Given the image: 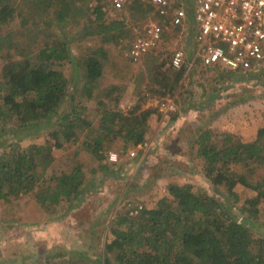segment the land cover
Masks as SVG:
<instances>
[{"label":"trees","instance_id":"trees-1","mask_svg":"<svg viewBox=\"0 0 264 264\" xmlns=\"http://www.w3.org/2000/svg\"><path fill=\"white\" fill-rule=\"evenodd\" d=\"M90 1L0 0V29L17 18V28H20L19 43L13 42L19 46L8 58L3 69L4 79L0 81V137L13 131L22 134L30 128L49 125L55 117L58 119L52 126L53 144L49 140L50 144L32 143L23 147L16 142L9 143V149H2L0 201L9 203L30 194L45 215L55 212L61 217L66 215L71 203L80 199L94 182L85 181L81 164L70 172H52L49 177L37 172L46 169L53 159L52 145L64 147L66 136H73L72 142H77L75 128L90 129L91 120L97 119V126L88 131L89 137L81 144L90 154L99 153V159L109 147L108 142L115 138H122L124 147L144 142L148 130L146 121L155 109L136 112L139 107L136 106L127 112L120 110L117 100L122 94L112 95L123 89L116 84L105 89L99 86L108 58L102 45L78 44L73 51L71 44L93 36L102 42L123 38L128 50L134 37L129 21L141 25L155 10L154 5L149 0H131L127 12L119 19L108 16L100 6L89 7ZM185 6L191 17V0ZM79 14L86 18L80 30L72 27L66 30V24ZM7 39L0 37V42ZM127 50L128 62H134ZM66 64L72 66L71 77L57 69ZM155 68L153 80L171 94L187 72L185 66L175 69L170 81L166 70L160 65ZM254 76L263 77L264 71ZM70 81H75V91H80L78 96L70 90ZM218 94L214 92L208 98L212 101ZM110 95L111 105L104 101ZM96 98L97 108L86 110V100ZM65 99L69 104L62 111ZM175 116L174 113L170 123ZM258 129L253 142L239 138L234 141V136L227 135L217 143L211 140L210 129L201 131L195 138L196 155L204 162V176L221 198L202 189L195 191L190 183H170L168 195L158 199L157 204L140 210L130 207L111 220L110 239L106 238L100 264H264V239L253 238L248 222L236 218L233 211V205L240 198L235 190L237 184L256 191L255 197L245 199L250 214L260 201L264 202V176L254 179L257 167L264 168V127ZM94 133L99 134L92 138ZM0 145L4 147L3 143ZM245 161L254 163L255 167L245 168ZM237 165H242L244 171H236ZM108 171L105 165L102 175H108ZM69 264L84 263L70 261Z\"/></svg>","mask_w":264,"mask_h":264},{"label":"rangeland","instance_id":"rangeland-1","mask_svg":"<svg viewBox=\"0 0 264 264\" xmlns=\"http://www.w3.org/2000/svg\"><path fill=\"white\" fill-rule=\"evenodd\" d=\"M84 16L79 14L77 19L67 23L66 30L72 27V30L79 31L86 19ZM188 18L185 17L176 31L168 32L156 53L150 52L151 56L131 63L125 56L127 48L126 39L123 38L102 42L99 37L93 36L71 44L73 51L77 50L78 44L102 45L108 58L99 86L105 89L116 84L123 89L122 92L114 91L112 95L122 94L117 100L120 110L127 112L139 106L136 112L142 109H155V112L147 118L148 130L143 143L124 147L123 139L115 138L108 142L109 147L103 151L102 159L97 156L99 153L93 155L85 151L81 144L86 140L88 131L95 130L97 119L91 120L90 129H81V126L75 128L79 137L77 142H72L73 136H64L68 140L64 147L55 148L52 145L53 159L46 169L39 170L37 174L49 177L52 172H70L81 164L85 181L88 183L92 180L94 184L80 199L71 203V210L62 217L56 212L51 216L45 215L30 194L12 199L9 203L0 201V264H69L70 261L100 264L104 243L106 238L110 239L108 226L111 220L130 207L140 210L157 204L158 199L168 195L170 183H190L195 191L202 189L217 199L221 198L204 176V162L196 155L195 138L201 131L210 129L213 135L211 140L217 143L227 135L234 136V141L239 138L253 142L258 128L264 127V76L246 75L239 79V74L231 73L226 68H203L198 65L183 75L172 94L164 92L168 90L153 80L157 73L155 67L160 65L166 70L171 81L175 69L170 68L169 58L174 49L184 47L185 57L190 59L192 43L187 42V39L191 41L187 35ZM18 22L17 18L0 29V37H8L0 42V81L4 79L3 69L8 58L15 54L19 46L13 44L19 43ZM57 69L71 77V64L57 66ZM74 82L70 81L73 92L76 89ZM214 92L219 94L210 101L208 97ZM79 93L75 91L76 96ZM112 97L105 98V103L111 105ZM97 101V98L86 100V110L96 109ZM169 102H172L174 109L168 111L167 118L164 116L167 123L162 127V104ZM64 103L62 111L66 110L69 101L65 99ZM174 113L175 120L170 123ZM57 122L55 117L49 125L33 127L22 134L13 131L6 137L1 136L0 144L3 143L4 147L0 148V153L3 148L9 149V143L18 142L26 147L32 143L50 144V140L53 144L52 126ZM97 134L94 133L92 138ZM109 151L117 153L116 163L109 161ZM132 151L134 154H131ZM244 164L245 168L247 165L255 167L249 161ZM105 165L109 167L108 175H102ZM234 169L244 171L242 165ZM262 176L264 168L257 167L254 179ZM235 190L240 196L237 204L233 205L236 218L248 222L253 238L264 239V202L260 201L250 214L245 199L255 197L256 191L240 184L235 186Z\"/></svg>","mask_w":264,"mask_h":264},{"label":"built area","instance_id":"built-area-1","mask_svg":"<svg viewBox=\"0 0 264 264\" xmlns=\"http://www.w3.org/2000/svg\"><path fill=\"white\" fill-rule=\"evenodd\" d=\"M130 1L91 0L89 7L100 6L108 16L122 19ZM149 1L154 5V13L141 25L130 26L134 37L127 54L133 61L150 52L156 53L168 32L180 28L188 14L185 6L187 0ZM191 1L194 48H191L190 59H186L182 47L174 49L169 60L172 68L185 66L188 71L196 64L204 67L219 66L245 76L264 70V0ZM162 106L160 125L165 127L167 113L174 109V105L169 102ZM107 156L111 162L118 161L114 151H109Z\"/></svg>","mask_w":264,"mask_h":264},{"label":"crops","instance_id":"crops-1","mask_svg":"<svg viewBox=\"0 0 264 264\" xmlns=\"http://www.w3.org/2000/svg\"><path fill=\"white\" fill-rule=\"evenodd\" d=\"M192 2V1H191ZM127 10V9H126ZM127 12V11H126ZM126 12H124V13H126ZM153 13H154V11H153ZM151 15V14H150ZM149 15V16H150ZM190 14H187V16H189ZM189 19V29H188V33H187V35H189L190 37H191V41H189L188 39H187V42L189 43V42H191L192 43V48H194L193 47V39H194V36H193V34H192V30H191V26H192V24L193 23H191L192 22V16L191 17H189L188 18ZM131 23L132 24H135V23H133V20H131ZM144 23V22H143ZM162 45V44H161ZM179 48H181V47H179ZM182 49H183V51H184V47H182ZM191 53H192V51H191ZM170 60V59H169ZM200 66V67H203V68H212V67H204V66H201L200 64H196V65H194L193 67H195V66ZM191 69V68H190ZM264 71V70H263ZM258 72H260V71H257V72H252V73H250V74H248V75H255V73H258Z\"/></svg>","mask_w":264,"mask_h":264},{"label":"clouds","instance_id":"clouds-1","mask_svg":"<svg viewBox=\"0 0 264 264\" xmlns=\"http://www.w3.org/2000/svg\"><path fill=\"white\" fill-rule=\"evenodd\" d=\"M111 162V161H110Z\"/></svg>","mask_w":264,"mask_h":264}]
</instances>
